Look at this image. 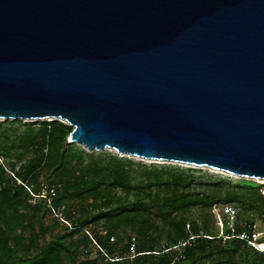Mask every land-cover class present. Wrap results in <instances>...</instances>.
<instances>
[{"label": "water", "instance_id": "1", "mask_svg": "<svg viewBox=\"0 0 264 264\" xmlns=\"http://www.w3.org/2000/svg\"><path fill=\"white\" fill-rule=\"evenodd\" d=\"M8 119L264 181V0H0Z\"/></svg>", "mask_w": 264, "mask_h": 264}, {"label": "trees", "instance_id": "2", "mask_svg": "<svg viewBox=\"0 0 264 264\" xmlns=\"http://www.w3.org/2000/svg\"><path fill=\"white\" fill-rule=\"evenodd\" d=\"M72 130L59 121L30 125L14 134L0 127L3 157L23 161L15 175L21 184L0 181V264H99L106 258L78 261L74 252L77 244L59 238L51 239L36 255H31V244L24 235L26 226L35 222L44 230L42 201L38 200L34 209H25L33 200L29 182L37 181L40 172L64 185L58 201L71 196L99 203L96 209L100 212L91 220H83L82 226H76L70 235L95 223L90 230L98 244L102 242L100 226L106 231L107 243L112 236H118L121 242L128 240L122 250L126 253L132 239L138 241V255L117 257L121 260L112 264H256L264 256L240 239L223 245L216 238L218 234L209 233L204 224L193 218L194 211L207 212L216 201L238 202L250 215L264 214V199L257 184L241 188L200 172L144 166L114 155L96 156L68 144ZM0 174H6L4 166H0ZM254 223L251 220L238 231L251 236ZM88 239L85 236L82 241ZM182 243L186 245L181 249L174 248ZM104 249L108 255L112 251L107 244Z\"/></svg>", "mask_w": 264, "mask_h": 264}, {"label": "rangeland", "instance_id": "3", "mask_svg": "<svg viewBox=\"0 0 264 264\" xmlns=\"http://www.w3.org/2000/svg\"><path fill=\"white\" fill-rule=\"evenodd\" d=\"M50 121H57V120L8 119V120H0V127H3L5 131L7 130L6 131L7 133L14 134L16 132L22 131L23 129L30 127V125L41 124L42 122H50ZM62 123L68 125V123H66L65 121ZM68 144L74 146L79 150H84L87 153H94L96 156L100 154L114 155L123 158L125 160H131L135 163L142 164L144 166H157L159 168L174 167L184 170H190L194 173L200 172L201 174L212 175L217 178L229 180L233 184H239L241 188L247 186V184L249 183H255L260 187L261 190L264 189V182L261 180H251V179L241 178L235 175H230L225 172L212 170L206 167H196L181 163L153 161V160L140 159L131 156H122L112 149L90 152L87 150L86 147L78 143H68ZM22 164L23 161L18 162L16 158L3 157L0 151V166H4V170L6 172V174H0V181H3L5 184L12 183V181H16L17 184H21V181H19L15 177V175L19 171ZM13 165H15L14 170L12 169ZM29 187L34 192L33 193L32 191H30L33 200L30 201L31 205L29 206V208L25 209V211L34 209L35 203L38 200H41L43 206L41 209V216L43 217L42 223L45 230L44 231L43 228H41L39 223L37 222H35L32 225L26 226V234L24 235V238L28 243L31 244V249H32L31 255H36V253L40 251L41 248L44 247L51 239L59 238V239H64L69 244H77L74 248V252L77 256L78 261H83L86 259H95L98 256H103V254L100 252L98 247L92 241L94 234L91 232L90 228H94L95 223H90L84 226L82 229H80V232L74 236L70 235V233L72 232L73 229L76 228V226L78 227L82 226L81 222L83 220H91L96 214L100 212L99 210L96 209V206L99 205V203L94 202L89 198L76 199L71 196H66L62 201H58L59 193L62 192L64 185L61 184V182H59V179L55 177L46 178L45 172H40L37 181L31 179V181L29 182ZM239 191H241V189ZM215 205H221V206L229 205L233 207L235 211L238 213L237 225L239 227H244V226L246 227L248 226V223L251 220H254V222L257 224L258 230L260 231L261 234L260 237L264 239V214L257 212L254 215H250L248 210L246 208H242L238 202L225 203L223 201H216L212 205L211 209L207 210V212L206 211L203 213L201 212L198 213V211L193 212L194 213L193 218L197 219L198 223L204 224L205 229H207L209 233L219 234V230L214 224L213 215H212V209ZM208 215L210 216L211 219L208 218ZM103 228L101 226L99 227L100 231L98 234L102 238L101 239L102 242L99 243V245L104 248V244H107V246L112 251L111 253H109L110 259L105 258L104 260H101L99 264H112V262L116 260H120L117 257L131 254L130 252L126 253L125 251H122L123 247L126 245V243H128V240L121 242L118 236H112L114 237V240L112 241L111 240L112 237H111L110 242L107 243L105 239L106 231H104ZM85 236H88L89 239L83 242L82 239L85 238ZM222 243L223 245H228L229 242L228 241L224 242L222 240ZM135 244H136V252H137L138 251L137 240H135ZM134 256L136 255L132 254V257ZM251 258L254 260L255 255L253 254ZM256 262H257L256 264H260V263L264 264V256L262 258L259 257L256 260Z\"/></svg>", "mask_w": 264, "mask_h": 264}, {"label": "built area", "instance_id": "4", "mask_svg": "<svg viewBox=\"0 0 264 264\" xmlns=\"http://www.w3.org/2000/svg\"><path fill=\"white\" fill-rule=\"evenodd\" d=\"M261 194L264 199V189L261 190ZM212 215H213V221L217 229L219 230V234L216 238L226 241H231L234 239H240L245 241L248 245H250L255 250L264 253L263 250L259 247V243L264 241L260 236V231L257 228V224L254 223L253 225V232L251 236L248 235L246 232H239V226L238 223V213L235 211V209L229 205H215L212 209ZM199 237V236H196ZM206 238H211L210 236H203ZM92 238V237H91ZM195 237H191V239H194ZM111 240L113 241L114 238L112 237ZM92 241L95 243V245L98 247L100 252L105 256L106 258L110 259L109 255L106 253L105 249L101 247L93 238ZM186 243H182L179 246L174 247L175 249H181V247H184ZM129 252L134 255H138L136 252V244H135V238L132 239L131 246L129 248ZM121 260V259H120ZM118 261V260H116Z\"/></svg>", "mask_w": 264, "mask_h": 264}, {"label": "bare ground", "instance_id": "5", "mask_svg": "<svg viewBox=\"0 0 264 264\" xmlns=\"http://www.w3.org/2000/svg\"><path fill=\"white\" fill-rule=\"evenodd\" d=\"M263 182H264V181H263ZM259 245H260L259 247L261 248V250L264 251V241L260 242Z\"/></svg>", "mask_w": 264, "mask_h": 264}]
</instances>
